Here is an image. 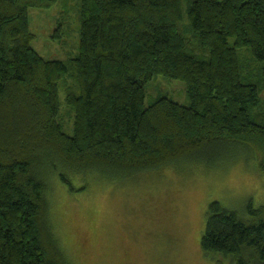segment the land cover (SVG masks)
<instances>
[{"label":"trees","instance_id":"trees-1","mask_svg":"<svg viewBox=\"0 0 264 264\" xmlns=\"http://www.w3.org/2000/svg\"><path fill=\"white\" fill-rule=\"evenodd\" d=\"M58 1L0 0V264H71L48 215L52 172L77 191L73 177L84 190L91 175L246 154L264 174V122L250 114L264 115V0H80L69 63L31 45L30 8ZM156 75L181 80L188 103L145 106ZM201 248L264 264V205L242 215L211 202Z\"/></svg>","mask_w":264,"mask_h":264},{"label":"rangeland","instance_id":"rangeland-1","mask_svg":"<svg viewBox=\"0 0 264 264\" xmlns=\"http://www.w3.org/2000/svg\"><path fill=\"white\" fill-rule=\"evenodd\" d=\"M79 12L80 0L30 8V28L36 34L31 45L45 59L69 63L79 53ZM158 95L188 103L185 84L178 79L156 75L147 85L145 106ZM250 114L264 122V115ZM61 117L73 134V113L63 99ZM250 156L249 161L238 154L214 166L179 161L133 177L91 175L84 190L73 177L77 191L52 172L48 215L57 242L71 264H232L204 252L201 237L211 202L242 215L250 202L264 205V174Z\"/></svg>","mask_w":264,"mask_h":264}]
</instances>
